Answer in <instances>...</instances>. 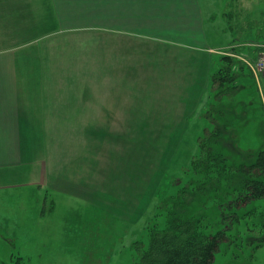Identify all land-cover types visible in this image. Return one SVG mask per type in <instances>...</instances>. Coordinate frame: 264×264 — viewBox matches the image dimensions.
<instances>
[{"label":"rangeland","instance_id":"rangeland-1","mask_svg":"<svg viewBox=\"0 0 264 264\" xmlns=\"http://www.w3.org/2000/svg\"><path fill=\"white\" fill-rule=\"evenodd\" d=\"M3 1L16 5L19 0ZM200 2L209 39L215 42L213 46L220 47L223 53L243 49L242 52L251 54L258 21L264 18V0ZM212 15H215V24ZM158 56L156 60H160L162 67L159 73H167L159 75L158 79L165 77L166 80L172 76L165 68L169 58L162 52ZM219 57L211 56L215 63L211 75ZM65 59L73 61V58ZM244 74L242 93L234 101L238 106L241 104L237 114L240 119L237 121L238 142L242 148L256 149L264 134L261 118L264 102L257 88L263 77L251 68ZM210 81L211 76L203 81L199 74L197 88L200 92L198 89L194 92L185 105L187 111L179 118L175 116L176 111L173 121H161V117L155 116L153 121L45 122V138L41 142L45 170L41 179L45 178L46 182L25 186L18 192L5 191L8 183H0V261L8 264L17 260L23 264H134L137 242L143 243L140 251L148 247L150 237L146 225L153 220L158 198L174 192L175 183L183 181L181 178L191 157L199 150V137L205 135L206 128H211L205 117ZM142 117L153 118L152 115ZM96 128L102 129L103 135L96 133ZM92 163L96 166L93 172ZM83 174H88L87 178L96 177L99 186H89L85 192V188L69 182L70 178L83 177ZM24 182L31 183L30 180ZM89 189H95L93 196H97V203L88 198L93 192ZM17 193L32 201L18 202ZM210 206L208 213L217 215L218 207L214 203ZM263 212L259 210L257 214ZM17 213L21 215L19 218ZM250 226L246 220L234 226L231 237L237 236V240L231 245L223 243L213 264H264V243L255 250L253 245L259 244L264 231L248 235Z\"/></svg>","mask_w":264,"mask_h":264},{"label":"crops","instance_id":"crops-1","mask_svg":"<svg viewBox=\"0 0 264 264\" xmlns=\"http://www.w3.org/2000/svg\"><path fill=\"white\" fill-rule=\"evenodd\" d=\"M17 3L0 0V183H8L5 191L46 182L41 179L45 122L153 121L155 116L173 121L200 92L199 74L210 79L211 56L223 54L209 39L200 0ZM211 20L215 24V15ZM160 52L169 58L165 68L172 76L159 81L167 74L159 73ZM261 77L257 88L264 102V73ZM149 115L153 118L142 117ZM83 175L69 182L85 192L99 186L96 177ZM89 190L88 198L97 203L95 189ZM17 194L18 202L32 201Z\"/></svg>","mask_w":264,"mask_h":264},{"label":"trees","instance_id":"trees-1","mask_svg":"<svg viewBox=\"0 0 264 264\" xmlns=\"http://www.w3.org/2000/svg\"><path fill=\"white\" fill-rule=\"evenodd\" d=\"M258 22L253 43L264 42V19ZM242 50L220 55L211 75L205 113L211 128L199 137V150L191 157L183 181L175 183L174 192L158 198L153 220L146 225L148 247L140 251L143 243L137 242L134 264H213L221 245L237 240L231 231L240 220L251 223L248 235L264 231V212L257 214L264 210V138L256 149L239 145L237 114L241 104L234 102L242 93L244 71L250 70L241 57L251 55L254 60L258 51L254 47L251 54ZM211 203L218 207L217 215L208 213ZM262 237L259 244L251 242L254 250L264 243Z\"/></svg>","mask_w":264,"mask_h":264},{"label":"built area","instance_id":"built-area-1","mask_svg":"<svg viewBox=\"0 0 264 264\" xmlns=\"http://www.w3.org/2000/svg\"><path fill=\"white\" fill-rule=\"evenodd\" d=\"M253 47L257 49V58L252 60L247 57H241L249 67L254 71V73H258L259 75L264 73V42H256L252 43ZM257 74V75H258Z\"/></svg>","mask_w":264,"mask_h":264}]
</instances>
